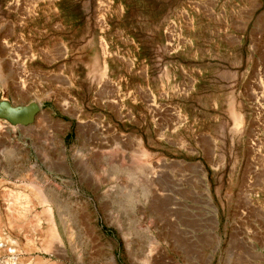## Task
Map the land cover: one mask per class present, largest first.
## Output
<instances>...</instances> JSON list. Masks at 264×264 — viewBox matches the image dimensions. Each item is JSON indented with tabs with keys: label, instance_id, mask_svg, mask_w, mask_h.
Wrapping results in <instances>:
<instances>
[{
	"label": "rangeland",
	"instance_id": "374dc122",
	"mask_svg": "<svg viewBox=\"0 0 264 264\" xmlns=\"http://www.w3.org/2000/svg\"><path fill=\"white\" fill-rule=\"evenodd\" d=\"M0 100V264H264V0H0Z\"/></svg>",
	"mask_w": 264,
	"mask_h": 264
},
{
	"label": "water",
	"instance_id": "95a60500",
	"mask_svg": "<svg viewBox=\"0 0 264 264\" xmlns=\"http://www.w3.org/2000/svg\"><path fill=\"white\" fill-rule=\"evenodd\" d=\"M39 109V104L36 102L13 106L7 101L0 100V114L8 118L13 123H30Z\"/></svg>",
	"mask_w": 264,
	"mask_h": 264
},
{
	"label": "bare ground",
	"instance_id": "6f19581e",
	"mask_svg": "<svg viewBox=\"0 0 264 264\" xmlns=\"http://www.w3.org/2000/svg\"><path fill=\"white\" fill-rule=\"evenodd\" d=\"M36 190H37V192L39 194V198H40V202L41 203L48 204L49 206H51V204H57L58 203L57 202L58 197H56L55 195H52L51 194L53 192H51V191L43 192L42 190H40V188H37ZM49 211L51 212V215H52L53 211H52V208L51 207H49ZM52 223H54V222H52ZM53 226H54V228L51 226L52 229H53L52 230L53 231L52 232L53 233V239L58 240V241H61L62 239H61V237H60V235H59V233L57 231L56 225L54 224Z\"/></svg>",
	"mask_w": 264,
	"mask_h": 264
}]
</instances>
